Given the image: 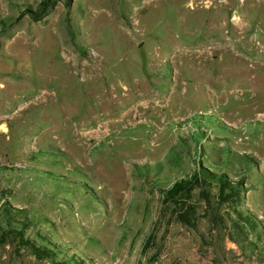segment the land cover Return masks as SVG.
Wrapping results in <instances>:
<instances>
[{
	"label": "rangeland",
	"instance_id": "1",
	"mask_svg": "<svg viewBox=\"0 0 264 264\" xmlns=\"http://www.w3.org/2000/svg\"><path fill=\"white\" fill-rule=\"evenodd\" d=\"M39 1L0 0V264H264V0ZM210 143L252 157L256 252L162 201Z\"/></svg>",
	"mask_w": 264,
	"mask_h": 264
},
{
	"label": "trees",
	"instance_id": "2",
	"mask_svg": "<svg viewBox=\"0 0 264 264\" xmlns=\"http://www.w3.org/2000/svg\"><path fill=\"white\" fill-rule=\"evenodd\" d=\"M53 3L54 0H40L34 11L35 14L45 11ZM69 4L70 0H67L66 5ZM198 132L202 135L201 130ZM208 148L209 152L200 145L197 147L200 156L206 160V165L197 159V166L189 176L175 178L169 185L161 188L162 201L172 206V210L177 213V217L181 221L193 222L195 208L190 198L193 190L198 188L199 196L206 204V211L210 214L211 221L223 222L225 226L228 224L231 228L229 231L230 238L240 244L245 242V245L249 246L252 252H256L257 240L262 239L259 222L251 212L240 207L241 188L243 178L246 176L244 172L251 170L252 157L247 154H236L226 145L218 146L210 143ZM229 172L233 174H241L242 172V174L239 178L232 179L228 175ZM212 189H214L213 192ZM223 203L229 205L228 223L225 222V218L218 208ZM231 211H233L232 214ZM13 215L8 208L5 209L7 228L2 232L3 236L12 233L19 243L29 247L33 253L53 260L57 249L44 242H37L33 238L24 236L28 222L27 216L19 219L18 222H14L12 221ZM66 261L60 259L56 263L65 264Z\"/></svg>",
	"mask_w": 264,
	"mask_h": 264
},
{
	"label": "clouds",
	"instance_id": "3",
	"mask_svg": "<svg viewBox=\"0 0 264 264\" xmlns=\"http://www.w3.org/2000/svg\"><path fill=\"white\" fill-rule=\"evenodd\" d=\"M4 131H6V129H3Z\"/></svg>",
	"mask_w": 264,
	"mask_h": 264
}]
</instances>
